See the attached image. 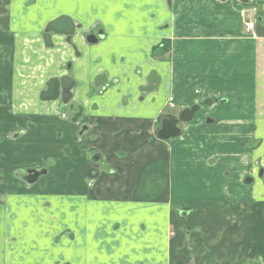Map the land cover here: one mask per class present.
<instances>
[{
	"label": "crops",
	"instance_id": "obj_1",
	"mask_svg": "<svg viewBox=\"0 0 264 264\" xmlns=\"http://www.w3.org/2000/svg\"><path fill=\"white\" fill-rule=\"evenodd\" d=\"M62 14L80 29L47 48ZM64 74L78 123L39 100ZM0 142V264H264V0H0ZM49 154L50 178L10 174Z\"/></svg>",
	"mask_w": 264,
	"mask_h": 264
},
{
	"label": "water",
	"instance_id": "obj_2",
	"mask_svg": "<svg viewBox=\"0 0 264 264\" xmlns=\"http://www.w3.org/2000/svg\"><path fill=\"white\" fill-rule=\"evenodd\" d=\"M168 3L170 0H167ZM245 1V0H241ZM75 29L74 23L71 21V19L65 15L60 16L59 18L53 20L49 23V25L46 28L45 38L46 43L49 44V32H57V33H64L66 35H69L73 32ZM90 42H95V38L93 36H90L89 38ZM103 75H98L95 78V85H98L103 80ZM149 87L146 89L149 90L154 87V85L157 83V81H154L153 78H148ZM71 80L67 77H62L60 79H57L56 77L50 78L47 83L46 87L43 91H41L39 98L44 101H52L54 100L59 90L62 91H68L71 88ZM199 109V106L197 104L192 105L189 108H185L181 111L179 117H165L162 118L160 121V127L156 132L157 138L161 140H167L173 137H176L180 134L181 129L179 127V122L181 121H191L193 119L194 113ZM81 113V109H79L78 114ZM75 120V119H74ZM45 173V172H42ZM29 181V180H28ZM32 180L29 181L31 183Z\"/></svg>",
	"mask_w": 264,
	"mask_h": 264
},
{
	"label": "flooded vegetation",
	"instance_id": "obj_3",
	"mask_svg": "<svg viewBox=\"0 0 264 264\" xmlns=\"http://www.w3.org/2000/svg\"><path fill=\"white\" fill-rule=\"evenodd\" d=\"M248 14H249L248 12H247V13H244V18H245V16L248 15ZM63 15L69 17V16L66 15V14L59 15V16H57L56 18L50 20V21L46 24V26L42 29V40H43L44 45H45L47 48H52V47L54 46V43H53V40H52V36H60L61 38H63V40L65 41V43H70L72 37L75 36V35L77 34V31L80 29V26H79L78 24H76V23L74 22V20L71 19V17H69V18L71 19V21H72V22L74 23V25H75V29L73 30V32H72L71 34H69V35H66V34H64V33H57V32H51V31H50V32H49V44H47V43H46V38H45V33H46V28H47V26L49 25L50 22H52L53 20H55V19H57V18H59L60 16H63ZM83 36H85V39H84V40H85L87 43L95 44V43L98 41V39L101 38L102 33H101V32H97V30H95V29L92 28V29H88L86 32H84V33H83ZM90 36H93V37L96 39L95 42H90V40H89ZM65 68H67V66H65ZM99 75H103V74H99ZM97 76H98V75H97ZM97 76H96V77H97ZM103 76H104V75H103ZM62 77H67V78H69V79L71 80V83H70L71 88H70L67 92H66V91H62V90L60 89L59 92H58L57 97H56L54 100H52V101H58L59 104L61 105V108H60V110H59V115H60V117H61L62 120L69 121V122H72V123H78V122L80 121V119L82 118V109H81V107H78V106L73 105L72 102H71V95H72L71 90H72V88H73V86H74V81L72 80V78H70V77H69L68 75H66V74H64V75H62V76H59V77L56 76L57 79H60V78H62ZM96 77H95V78H96ZM52 78H53V77H52ZM95 78H94V85H95ZM148 78H149V77H148ZM148 78L146 79V80H147V85L143 87V88H145V89H146L147 87H149ZM151 78H152V77H151ZM153 80L155 81L154 78H153ZM47 81H48V80H47ZM47 81H46V83H47ZM104 82H105V76H104L103 80L101 81V83H99L98 85H95V86H96V87H103V89H104V88H105V86H103ZM46 83H45L44 88H43L41 91H43V90L45 89V87H46ZM156 85H157V83L154 85V87H156ZM154 87H153V88H154ZM153 88H151V89H153ZM151 89H149V90H151ZM146 90H147V89H146ZM41 91H40V93H41ZM40 93H39V95H40ZM39 100H41V99L39 98ZM41 101H42V102H51V101H44V100H41ZM208 103H209L208 101H206V102L204 101L202 105H206V104H208ZM198 106H199V109L194 113V116H195L198 112H200V109H201V108H200V105H198ZM79 109H81V113H80V114H78ZM181 111H182V110L178 111L177 114H174L173 116H171V115H166V116H164L163 118H165V117H175V118H177V117H179ZM193 118H194V117H193ZM74 119H75V120H74ZM161 119H162V117L160 116V121H161ZM192 120H193V119H192ZM210 120H211V118L208 116V114L205 115V116L203 117V120H202V121H203V125L210 124V123H211ZM160 121L157 122V123H159V126H158L157 130H158L159 127H160ZM181 123H185V121H181V122H179V125H180ZM84 130H85V127H81L80 132L82 133ZM34 170H35V169H33V170L30 172V174H29V177H31V179H34V178H36V176H37V173L34 172ZM27 171H28V170H27ZM27 171H26V172H27ZM26 172H25V174H26ZM260 173H261V174L264 173V172H263V169L260 170ZM177 209H180V208H177ZM179 211L181 212V209H180ZM181 213L184 214V215L187 214L186 211H183V212H181ZM181 213H180V214H181ZM189 264H193V262L190 261Z\"/></svg>",
	"mask_w": 264,
	"mask_h": 264
},
{
	"label": "rangeland",
	"instance_id": "obj_4",
	"mask_svg": "<svg viewBox=\"0 0 264 264\" xmlns=\"http://www.w3.org/2000/svg\"><path fill=\"white\" fill-rule=\"evenodd\" d=\"M181 124H183V123H181ZM184 135H185V131H183L182 136H184ZM15 139L16 138H14V134L13 133L12 134L10 133L9 135H7V140H5L4 143L14 144L15 143ZM4 143H1L0 142L1 145H3ZM14 153H16V152H14ZM46 156H47V158H45V160H43V159H38L37 155H34V156L31 157V161H30L31 163L28 164V165H32L33 168H37V169L46 168L47 169V174H45L44 176H41L40 180H44L46 178H50L51 175H52L51 174V169L53 168L54 165H55L54 167L57 166V160L55 158H53V156L51 154L46 155ZM226 161H229V160H226ZM4 164L0 163L1 166L4 165ZM7 164L11 166V167H9L10 170L12 171V173H10V174L12 176H14V177L21 178V177H18L15 174V172L17 170L20 171V172H22V173L23 172H26L25 169L21 170L22 168H24L26 166V164H18L17 162H13V161H9V160H8ZM8 174H9V171H8ZM5 176H7V174L5 175L4 173H0V180H4ZM256 177L259 178L258 173H257ZM21 180H22V178H21ZM5 181H6V179H5ZM222 194L224 195L225 192H222Z\"/></svg>",
	"mask_w": 264,
	"mask_h": 264
},
{
	"label": "built area",
	"instance_id": "obj_5",
	"mask_svg": "<svg viewBox=\"0 0 264 264\" xmlns=\"http://www.w3.org/2000/svg\"><path fill=\"white\" fill-rule=\"evenodd\" d=\"M257 21L255 18L251 17V16H247L243 22V31L245 34L247 35H252L254 34V30H255V25H256Z\"/></svg>",
	"mask_w": 264,
	"mask_h": 264
}]
</instances>
